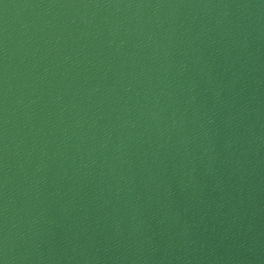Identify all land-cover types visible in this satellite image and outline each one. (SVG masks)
<instances>
[{
  "label": "water",
  "instance_id": "1",
  "mask_svg": "<svg viewBox=\"0 0 264 264\" xmlns=\"http://www.w3.org/2000/svg\"><path fill=\"white\" fill-rule=\"evenodd\" d=\"M0 264H264V0H0Z\"/></svg>",
  "mask_w": 264,
  "mask_h": 264
}]
</instances>
